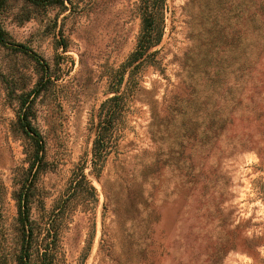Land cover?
Returning a JSON list of instances; mask_svg holds the SVG:
<instances>
[{
	"label": "rangeland",
	"instance_id": "374dc122",
	"mask_svg": "<svg viewBox=\"0 0 264 264\" xmlns=\"http://www.w3.org/2000/svg\"><path fill=\"white\" fill-rule=\"evenodd\" d=\"M64 5L0 16L47 66L0 46V264L20 253L34 150L18 98L39 83L31 264H264V0L155 3L161 37L132 64L141 0Z\"/></svg>",
	"mask_w": 264,
	"mask_h": 264
},
{
	"label": "trees",
	"instance_id": "16d2710c",
	"mask_svg": "<svg viewBox=\"0 0 264 264\" xmlns=\"http://www.w3.org/2000/svg\"><path fill=\"white\" fill-rule=\"evenodd\" d=\"M26 3L37 7V8H48V7H58L62 10H65V3L69 0H24ZM144 5L143 13H142V27L137 43V48L135 52H133L129 56V64L134 63L138 59H140L145 52L152 47L154 44L159 42L162 33V27L158 26L156 22L157 19V9L154 7L155 3H160L162 5L163 0H141ZM7 3V0H0V16L1 13ZM156 38V39H155ZM0 46L11 50L17 53H22L28 56L30 59L35 61L39 66H43L45 68L44 75L47 73V66L44 63L43 59H41L34 52L26 48L24 45L16 43L11 39L9 34L3 29L0 21ZM44 81V79H41ZM42 85L39 83L35 86V88L26 95H21L18 98L19 101V111L17 115L16 127L17 129L24 134L27 138H29L34 146V150L32 151L31 157L29 158V173L26 185H24L20 191L17 198V208H18V221L21 225L22 229V243L20 248V253L16 259V264H31L32 262V238H33V225L30 219V209L28 205V199L30 190L33 186L32 179H36V177L41 172V166L43 163L44 156V143L41 136V133L32 125V120L34 118L33 114V106L35 100L39 97L41 92L45 89V87H41ZM120 97L113 96L108 102H115L119 100ZM99 142L96 141L94 147V153L96 154L100 152ZM82 188L88 190L87 184L85 183L84 176L80 174L79 179H75V181L71 184V192L72 195H76L79 193ZM91 194V193H90ZM49 234V233H48ZM36 257H41L44 261H48V257H50V246L46 245L44 253H36ZM34 258V257H33Z\"/></svg>",
	"mask_w": 264,
	"mask_h": 264
}]
</instances>
